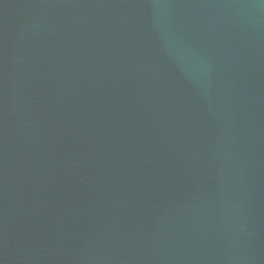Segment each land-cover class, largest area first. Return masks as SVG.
Masks as SVG:
<instances>
[{
	"label": "water",
	"instance_id": "water-1",
	"mask_svg": "<svg viewBox=\"0 0 264 264\" xmlns=\"http://www.w3.org/2000/svg\"><path fill=\"white\" fill-rule=\"evenodd\" d=\"M0 264H264V0H0Z\"/></svg>",
	"mask_w": 264,
	"mask_h": 264
}]
</instances>
